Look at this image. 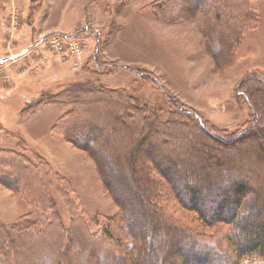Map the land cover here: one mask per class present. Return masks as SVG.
<instances>
[{
  "label": "rangeland",
  "instance_id": "374dc122",
  "mask_svg": "<svg viewBox=\"0 0 264 264\" xmlns=\"http://www.w3.org/2000/svg\"><path fill=\"white\" fill-rule=\"evenodd\" d=\"M155 1H13L4 18L6 29L0 37V56L23 47L20 29L25 26L28 27L27 33L32 30L38 37L44 35L43 38L46 36L49 39L42 42L41 38L39 50L25 59L7 61V58H3L0 63V87H3L0 88V161L7 166L10 164L7 160L17 159L15 154H18L22 158L19 160L22 162L18 163L26 169L23 175L27 177V187L32 190L40 187L41 192L37 198L39 201L31 199L34 202L32 206L24 195L0 183V228L14 230L17 222L32 213L31 217L42 222L48 219L51 222L54 218L64 226L70 225V218L75 217L105 245L118 249V259L112 260L114 263L125 264L130 240L120 224V208L104 188L92 154L64 139L59 131L62 128L58 125L68 113V107L54 104L28 115L22 113L24 106L33 103L44 92L63 91L72 83L86 82L92 86L123 88L165 119L170 112H175L174 106L159 86L140 78L141 74L147 73L159 80L177 106L198 113L219 131L237 133L252 121L251 112L244 101L235 95V88L252 72L264 76V0L253 1L260 24L254 30L245 29L235 49L232 45L235 51L231 60L234 62L230 66L218 64L212 55L214 50L205 46L201 14L179 23L168 22L153 10ZM27 6L29 16L24 13ZM217 48L214 44V49ZM81 113L82 108H78L73 118L80 121L83 117ZM151 144L154 149L157 147V141L151 139ZM212 145V150L198 153L196 158L193 155L187 158L185 154L175 159L180 163L186 162L190 169H194L195 163L210 167L215 161L221 165L228 158H236V152L230 150L233 146ZM249 152L246 150L247 154ZM208 157L212 158L207 160ZM139 159L144 161L142 157ZM166 159L175 163L172 161L175 159ZM174 167L179 170V176L186 179L188 168ZM121 168L124 169L123 166ZM3 169L8 173V167ZM15 170L18 172L20 168L16 165ZM32 172L34 175H30ZM219 174L220 181H224L222 172ZM123 176L130 192L139 196L131 178L124 171ZM34 177H37L38 184L32 181ZM195 180L196 184L190 189L201 190L207 199L210 198V209L213 215L219 216L222 210L219 207L226 206L222 191L212 190L211 185L200 188L202 179L197 177ZM261 180L263 183L264 179ZM134 183L137 184L136 180ZM251 187L255 188L253 184ZM191 193L186 191L188 199ZM213 194L219 200H214ZM169 201L161 190L157 200L159 206L191 229L206 231L194 213L184 207L175 210ZM257 202L249 194L239 211L238 219L242 224L252 219L250 225H244L246 229L253 226L264 228V218L259 217L260 213L254 211L244 217L247 215V205L259 212L262 206ZM148 214L147 220L151 221L152 214L148 212L146 216ZM74 231L71 228V233ZM142 233H149L148 228L139 235ZM32 250L35 258H40L38 246ZM34 262L20 258L18 264Z\"/></svg>",
  "mask_w": 264,
  "mask_h": 264
},
{
  "label": "trees",
  "instance_id": "16d2710c",
  "mask_svg": "<svg viewBox=\"0 0 264 264\" xmlns=\"http://www.w3.org/2000/svg\"><path fill=\"white\" fill-rule=\"evenodd\" d=\"M253 1L157 0L152 8L168 22L179 23L201 14L205 46L214 50L212 55L218 64L230 66L244 30H254L260 24ZM214 44L217 49H214ZM141 75L144 77L140 78L159 86L175 112L162 119L140 98L132 97L123 88L92 86L86 82L72 83L63 91L44 92L33 103L24 106L22 113L28 115L54 104L68 107V113L58 125L63 133L61 129L59 131L64 139L92 154L104 188L120 208V224L130 240L125 264H264V228L253 226L246 229L244 225H250L252 219L246 224L238 219L249 194L263 210L260 208L258 212V209L253 210V206L247 205L244 217L255 211L264 218V192L261 191L264 190V182H260L264 179V76L252 72L235 88V95L251 112L252 121L242 131L231 133L219 131L198 113L177 106L154 75ZM78 108H82L80 121L73 118ZM151 139L157 141L155 149ZM212 144L226 148L233 146L230 150L236 152V158H228L221 165L215 161L210 167L195 163L194 169L175 159L185 154L187 158L190 155L196 158L198 153L212 150ZM246 150L250 152L247 154ZM15 156L17 159L7 160L10 163L7 166L0 161V183L24 195L34 206L31 199L39 198L41 188L32 190L27 187V177L23 175L26 169L18 163L22 158L18 154ZM166 157L175 159L172 160L175 163ZM16 165L20 168L18 172ZM174 165L179 169L182 166L188 168L186 179L179 176ZM3 167H8V173ZM123 171L131 178L139 196L130 192ZM197 177L202 179L200 188L211 185L212 190L222 191L226 205L219 207L222 215H213L210 198L207 199L201 190L190 189L196 184ZM36 180L37 177L32 179L38 184ZM161 190L171 200L173 209L184 207L191 211L206 231L191 229L159 206L157 200ZM186 191L195 195L191 197L192 193L189 194L188 199ZM212 196L215 200V194ZM148 212L152 214L151 221L147 220ZM30 215L17 222L14 230L0 228V264H18L20 258L34 260L33 264H116L112 260L118 259V249L105 245L75 217L70 218V225L64 226L54 218L51 222L49 219L42 222ZM71 228L74 233H71ZM147 228L149 233L139 235ZM35 246L39 248L40 258H35L36 254L32 252Z\"/></svg>",
  "mask_w": 264,
  "mask_h": 264
},
{
  "label": "crops",
  "instance_id": "0c3cea01",
  "mask_svg": "<svg viewBox=\"0 0 264 264\" xmlns=\"http://www.w3.org/2000/svg\"><path fill=\"white\" fill-rule=\"evenodd\" d=\"M13 1L15 2H19V0H0V37L3 36L6 27L4 26V18L5 16L7 15L8 11H9V8L11 6V4H13ZM23 4L25 5V2H23ZM24 13H27L28 16L30 14V11H29V8L27 6V8L25 7L24 8ZM29 26V25H28ZM32 26V25H31ZM30 27V26H29ZM27 30H28V27L25 26V28H21L20 31H21V35H20V42L22 43L21 46L23 45V47H21L20 49H18L17 51H15L14 53H11V54H8V55H3V56H0V59H3V58H9V56L11 55H14V56H18L20 55L27 47H29L31 44L33 43H37L41 40V38H43V36H39L38 37V34L36 35L35 32H33L32 30H29L28 33H27ZM32 32V33H31ZM31 33V34H30ZM27 39V40H26ZM27 41V43L25 42ZM26 43V44H25ZM28 56L30 55H27V56H22V57H19L17 58L16 60L14 61H20L22 59H25L27 58ZM2 61V60H1ZM39 60L36 61V64L38 63ZM1 63V62H0ZM0 88H3V87H0Z\"/></svg>",
  "mask_w": 264,
  "mask_h": 264
},
{
  "label": "bare ground",
  "instance_id": "6f19581e",
  "mask_svg": "<svg viewBox=\"0 0 264 264\" xmlns=\"http://www.w3.org/2000/svg\"><path fill=\"white\" fill-rule=\"evenodd\" d=\"M41 46L39 45L36 49L34 50H31L28 54H26L25 56L27 55H31L32 53L36 52Z\"/></svg>",
  "mask_w": 264,
  "mask_h": 264
},
{
  "label": "built area",
  "instance_id": "2783aa9c",
  "mask_svg": "<svg viewBox=\"0 0 264 264\" xmlns=\"http://www.w3.org/2000/svg\"><path fill=\"white\" fill-rule=\"evenodd\" d=\"M69 37H70V36H69ZM48 39H49V38L47 37V38H45L42 42H44L45 40H48ZM40 45H42V43H41ZM38 46H39V45H38ZM38 46H37V47H38ZM37 47H35L34 49H36ZM34 49H33V50H34ZM38 50H39V49H38ZM38 50H37V51H38Z\"/></svg>",
  "mask_w": 264,
  "mask_h": 264
}]
</instances>
